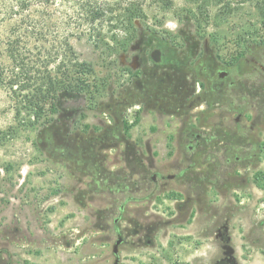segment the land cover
Masks as SVG:
<instances>
[{
  "label": "rangeland",
  "instance_id": "1",
  "mask_svg": "<svg viewBox=\"0 0 264 264\" xmlns=\"http://www.w3.org/2000/svg\"><path fill=\"white\" fill-rule=\"evenodd\" d=\"M131 1L135 0H107L115 4L112 5L115 10L102 19L101 24L97 23L101 25L100 38L85 34L71 39L74 60L85 65L83 69H74L77 72L74 76H80L84 70L81 77H85L91 87L89 114L78 116L75 128L85 130L99 119L111 120L107 105L115 101L122 81L127 78L119 55L139 38V31L156 32L181 48L185 47L181 31L192 28L201 38L202 50L206 47L207 54L216 57L222 66L238 64V69L245 67L248 46L264 42V0H142L139 27L133 22L120 24L107 20L123 13ZM6 26L4 24L3 28ZM49 116L55 114L48 107L36 119L25 98L0 86V250H8L10 254L0 253V264H112V245L117 236L107 227L118 217V207L114 214L99 221L97 211L107 206L101 195L93 193V200L79 195L78 188L84 185L78 184L73 164L57 160L42 149L38 132ZM156 119L153 112L131 106L126 111L123 133L129 141L142 143L156 128ZM164 119L171 120L167 116ZM260 138L262 151L252 170L254 174L241 175L252 184V196H241V199L249 198L251 202L236 207H202L200 210L194 207L190 211V215H198L199 222L192 231L206 228L212 232L214 215L220 218L226 212L231 216L229 228L236 238V259L241 264L247 263L241 254L238 235L251 244L253 250L263 246L264 252V135ZM172 142L169 138L166 148L162 143L163 158L165 150L175 153ZM123 149L121 143L117 150L105 151L106 163L111 169L122 167L126 171L123 155L119 154ZM114 154H118V158H114ZM166 157L170 159L168 154ZM242 194V191L237 192V197ZM135 206L163 219L177 214L173 205L147 206L145 202L128 201L124 202L120 226L129 224L126 215L133 217ZM182 218L179 221L184 223L186 218ZM211 218V223L205 224ZM186 230L183 224L164 226L162 235L156 237V247L120 245L119 264H193L194 260L182 261L178 249V243L187 239Z\"/></svg>",
  "mask_w": 264,
  "mask_h": 264
},
{
  "label": "flooded vegetation",
  "instance_id": "2",
  "mask_svg": "<svg viewBox=\"0 0 264 264\" xmlns=\"http://www.w3.org/2000/svg\"><path fill=\"white\" fill-rule=\"evenodd\" d=\"M155 50L159 51V61L151 56ZM202 51L195 63L183 62L184 71L193 72L192 79L182 77V72L177 80L180 88L164 89L150 77L156 78L162 68L172 67L171 48L159 43L149 46L146 39H136L119 55L127 78L115 101L107 105L111 120L99 119L83 130L74 127L76 120L63 125L66 113L59 110L51 134L44 130L39 137L42 149L55 159H70L76 165L77 182L84 185L78 188L79 195L93 200L92 191L97 189L107 204L97 211L99 221L118 207V217L107 228L122 236L120 245L156 247V237L162 235L164 226L183 224L179 219L187 218L194 207H236L251 202L241 199L252 196L251 182L241 175L252 173L262 151L264 42L248 46L246 69H238V64L222 66L207 54L206 47ZM131 106L157 117L156 128L142 143L129 141L123 133L126 111ZM166 116L171 120H165ZM169 138L175 153L164 149L163 158L162 143L166 148ZM121 143L124 149L119 154L123 155L126 171L122 167L111 169L106 163L105 151L117 150ZM240 191L243 194L237 197ZM124 201L173 205L177 214L163 219L135 206V215H126L129 224L120 226ZM219 217L214 215L212 231L216 251L207 262L196 258L193 264H241L236 259V238L229 228L231 216L225 212Z\"/></svg>",
  "mask_w": 264,
  "mask_h": 264
},
{
  "label": "trees",
  "instance_id": "3",
  "mask_svg": "<svg viewBox=\"0 0 264 264\" xmlns=\"http://www.w3.org/2000/svg\"><path fill=\"white\" fill-rule=\"evenodd\" d=\"M112 5L115 4L107 0H0V86L25 98L36 119L48 107L55 114L42 123L38 141L44 130L51 134L59 110L66 113L62 124L69 126L89 109L91 87L81 77L84 70L80 76H74L77 73L74 69H83L85 65L74 60L71 39L85 34L100 38L99 26L102 19L114 12ZM142 5V0L128 2L123 13L107 20L134 23L142 12ZM4 24H7L5 28ZM180 35L185 47L177 48L168 37L153 31H139V38L146 39L147 45L159 43L171 48L172 67L162 68L156 78L150 77L156 86L180 88L177 80L185 72L183 62L193 64L201 58L200 36L192 28L181 31ZM186 75L192 79L193 72L189 70L182 77ZM66 161L73 164L78 175L76 165L70 159ZM92 193L98 194L97 189ZM0 253L10 255L8 250Z\"/></svg>",
  "mask_w": 264,
  "mask_h": 264
},
{
  "label": "crops",
  "instance_id": "4",
  "mask_svg": "<svg viewBox=\"0 0 264 264\" xmlns=\"http://www.w3.org/2000/svg\"><path fill=\"white\" fill-rule=\"evenodd\" d=\"M197 216L189 214L186 221L183 223V226L187 229L186 232H184V234L187 235V239L181 240V242L178 243V249H180L179 253L184 262H192L196 258H201L204 262H207L208 258L216 251V244L212 232L205 230L206 228L204 230L195 229L192 231V227L195 228L199 224L196 219ZM211 221L212 218L206 221L205 224H210ZM237 241L241 248V254L246 257L243 259L245 263H254L252 261L258 259L259 262L254 264H264L263 246H259L256 250H253V246L247 243V241H244L240 235H238Z\"/></svg>",
  "mask_w": 264,
  "mask_h": 264
},
{
  "label": "water",
  "instance_id": "5",
  "mask_svg": "<svg viewBox=\"0 0 264 264\" xmlns=\"http://www.w3.org/2000/svg\"><path fill=\"white\" fill-rule=\"evenodd\" d=\"M134 24L139 27L138 20L134 21ZM151 56L154 61H159V51L155 50L151 53ZM122 241V236L118 235L117 239L114 241L112 245V254L114 257L113 263L112 264H119L120 261V256H119V246Z\"/></svg>",
  "mask_w": 264,
  "mask_h": 264
}]
</instances>
